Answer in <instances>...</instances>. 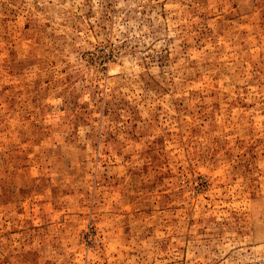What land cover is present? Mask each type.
I'll return each mask as SVG.
<instances>
[{
	"label": "rangeland",
	"instance_id": "1",
	"mask_svg": "<svg viewBox=\"0 0 264 264\" xmlns=\"http://www.w3.org/2000/svg\"><path fill=\"white\" fill-rule=\"evenodd\" d=\"M0 264H264V0H0Z\"/></svg>",
	"mask_w": 264,
	"mask_h": 264
}]
</instances>
